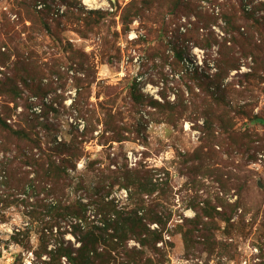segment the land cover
Segmentation results:
<instances>
[{"label": "rangeland", "instance_id": "obj_1", "mask_svg": "<svg viewBox=\"0 0 264 264\" xmlns=\"http://www.w3.org/2000/svg\"><path fill=\"white\" fill-rule=\"evenodd\" d=\"M147 1L0 0V86L12 93H0V115L31 139L0 129V160L18 171L0 189V264H48L47 241L52 251L60 237L79 246L64 231H31L46 198L19 183L32 171L23 156L41 155L32 141L48 154L74 137L83 143L77 174L100 177L92 192L127 171H152L163 185L147 203L161 222L145 221L162 238L130 241V264H264V0H187L182 12L161 0L136 17ZM226 12L242 32L248 14L262 25L234 46ZM221 53L239 60L235 69L218 67ZM110 192L108 201L129 205L125 189Z\"/></svg>", "mask_w": 264, "mask_h": 264}, {"label": "trees", "instance_id": "obj_2", "mask_svg": "<svg viewBox=\"0 0 264 264\" xmlns=\"http://www.w3.org/2000/svg\"><path fill=\"white\" fill-rule=\"evenodd\" d=\"M159 1L161 0L145 2L144 7L142 9L137 8L134 15L136 17L142 16L145 10H150ZM175 1L177 12H182L181 10L189 7L186 4L187 0ZM223 16L225 33L230 37L234 46L239 44L238 39L253 38L251 30L255 27L258 29L262 25V19L255 18L254 13L248 14L246 17L247 24L249 20H253V23L248 25L246 31L242 32L244 27L238 24L239 18L234 13L226 12ZM125 22H131L129 17H126ZM214 23V20L207 21V25ZM258 32L261 36L264 34L259 30ZM211 47L212 45L208 41V45L203 48ZM182 60L183 53L179 51L174 67H180ZM238 62L239 60L234 56L224 55L223 60L218 61V67L225 66L233 70ZM210 81L213 82L214 80ZM0 93L12 94L4 84L0 86ZM14 94H17V91ZM143 98V95L136 94L135 96L138 102L142 101ZM150 103L154 107L160 104L154 100ZM79 112L86 122L85 131L94 132L93 123L87 118V111L84 112L79 109ZM0 129L8 131L18 141L31 140L24 131L11 129L1 115ZM109 130L107 128L105 131L108 132ZM32 142L34 143L32 152L38 149L41 155L39 157L36 154L23 156L21 163L32 168V171L29 174L28 172L24 173V181L19 182L20 188L27 192L31 189L36 196L44 194L46 200L40 210L33 209L31 212V231L41 228L45 236L46 234L53 235L55 230L57 232L64 231L63 234L72 235L76 243L79 244L76 248L72 246L71 242H66L65 237H60V240L54 242V250L48 251V245L51 244L48 240L45 249L50 258L48 264H63V259L66 260V264H115L119 258L125 264H130L132 258L126 250L130 241H136L142 247H147L151 238L155 240V243L161 240L162 234L157 231H150L145 222L146 220L151 223L161 222L158 212L148 208L147 205L148 200L163 189L157 174L148 170L127 171L117 175L114 181L109 183L108 189L104 188L101 191L98 188L94 193L92 191L99 181V175H95L98 181L93 184L92 181L88 183L83 175L77 174V163L82 158L81 146L83 144L78 137H74L70 142L61 141L58 143L55 141L48 154L43 151L39 141ZM15 162L14 159L9 158L0 160V189L3 186L6 188L13 186L14 174L18 172L17 168L14 167ZM94 165L96 164H90L88 169L90 173H92ZM31 173L35 174L33 181L30 179ZM97 173L100 174L99 170ZM116 186L128 192V206L122 207L114 199L107 200L110 191H113ZM3 198L4 196L0 195V206L7 202ZM85 200L89 202L85 204ZM130 204L132 208H130ZM89 212L92 215L89 216ZM207 215L211 216L209 213ZM17 235H21V232ZM13 240L18 245L23 244L19 238L13 237ZM1 258L2 250L0 249ZM135 263L136 261L133 262V264Z\"/></svg>", "mask_w": 264, "mask_h": 264}, {"label": "bare ground", "instance_id": "obj_3", "mask_svg": "<svg viewBox=\"0 0 264 264\" xmlns=\"http://www.w3.org/2000/svg\"><path fill=\"white\" fill-rule=\"evenodd\" d=\"M91 1H94V0H85V3H86V4H92Z\"/></svg>", "mask_w": 264, "mask_h": 264}, {"label": "water", "instance_id": "obj_4", "mask_svg": "<svg viewBox=\"0 0 264 264\" xmlns=\"http://www.w3.org/2000/svg\"><path fill=\"white\" fill-rule=\"evenodd\" d=\"M261 187H262V185H261Z\"/></svg>", "mask_w": 264, "mask_h": 264}]
</instances>
